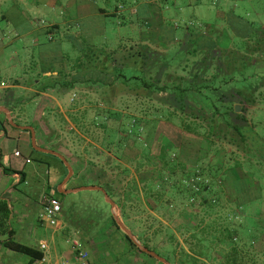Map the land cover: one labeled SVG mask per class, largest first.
Masks as SVG:
<instances>
[{"label": "rangeland", "instance_id": "rangeland-1", "mask_svg": "<svg viewBox=\"0 0 264 264\" xmlns=\"http://www.w3.org/2000/svg\"><path fill=\"white\" fill-rule=\"evenodd\" d=\"M27 1L23 4L24 11L37 19L39 14L32 10V5ZM76 1L103 9L107 15L88 17L81 22H75L71 19L70 12L68 14L65 3L64 6L59 4L55 8H47L41 4L44 9L43 17L47 22L68 23L62 26L61 33L55 36L54 42L51 43L48 37L43 35L38 38L40 44L50 46L52 56L62 55L73 63L81 61L82 56L85 61L87 56H91L88 52L89 46L108 53L119 47L140 48L137 45L142 42L140 33L150 32L156 25L150 13L145 10L137 12V7L141 9L142 6L139 5L145 0ZM194 1L190 0L192 3ZM157 3L156 8H160V4L163 10L167 4L168 13L165 15L164 25L169 29L170 36L161 33L157 37L158 43L155 42L156 38L148 42L152 43L153 48H157L155 52L164 55L160 59L161 66L164 68L171 65L169 70L163 69V78L168 73L172 76H188V71L181 70L184 64L180 67V63L188 61L190 71L191 66L203 60L204 55L207 58V51L211 52L206 65L213 69L218 65L215 53L225 50L226 55L222 57L225 69L218 70L223 92L235 87L248 88L251 84L263 82L262 43L258 45L260 48L254 49L257 47L256 41L249 42L233 36L224 25L219 33H213L210 28H206L207 25H202V21L200 23V20H193L192 17L194 11L197 15L202 11L206 24L221 25L219 12L239 15L253 23L254 28L258 30V38L264 41V0H236L223 6H220L222 2L219 5L216 0L213 3L215 6H187L184 9L191 12V15L183 20L177 13L175 0ZM4 14H9L7 7L0 8V15ZM160 14L164 15L158 9L156 16ZM1 30L5 33L1 41L4 48L0 53V81L8 88L1 90L0 94L7 90L9 93L19 94L18 89L12 88L15 80L21 79L24 71L31 74L34 72L35 66L45 55L44 49L32 44L31 35L27 36L28 47L20 46V39L15 37L14 27L7 20H0ZM192 31L212 38L220 46L217 50H212L208 45L206 52L199 51L198 43L188 40L184 35L185 32L187 34ZM241 55L246 56V61L251 58L257 67L240 65ZM235 57L238 63L234 61ZM212 69L209 76L214 72ZM83 70V75L87 78V67H83ZM132 75L141 78L132 81L133 85H140L145 80V74L140 69L126 71V76ZM233 78L234 85L223 83L225 80L230 82ZM190 95L193 103L204 107L205 111L210 113L212 108L205 106V100H201L202 98L194 93ZM67 98L72 100L68 103L66 100V106L85 108V111H82L84 115L79 117L84 120L89 134L94 138L98 137L99 143H103L101 147L104 151L92 146L89 157L93 162L90 163L106 172L114 180L115 189L121 190L122 193L115 200L109 198L115 203L114 207L100 191H81L59 196L62 200V212L59 217L61 226L53 228L47 224L41 225L37 218L42 211L43 198L51 191L47 182L52 178V174L33 157L26 166L25 183L18 187L17 194L9 195L7 200L11 211L8 224L14 232L15 242L38 249L41 242L49 244L55 238L56 251L66 262L72 255L70 240L76 235L89 254V264H136L133 257L140 259V264H162L137 246L136 249L128 243L124 230L117 229L112 222L113 211L142 247H148V250L170 264H181L185 259L184 253L192 249L202 252L201 256L207 259L199 261L198 264H226L232 246L238 247L240 264H264V83L253 93V104L246 106L247 139L245 144L238 145L228 139L219 140L207 136L209 131L205 125L199 127L201 133L185 131L182 126L186 122L185 119L190 121V118L183 116V120L171 114L170 110L158 101V97L149 99L145 95L138 96L116 88L89 84L85 85L83 90L76 91L74 96L70 92ZM109 111L112 112L111 119L116 118L114 114L119 115L118 122H106V116L102 113ZM135 120L140 122L135 123ZM59 122L63 126V122ZM104 124H109V127L105 128ZM182 140L196 142L193 145L197 147L189 143L184 148L198 150V159H186L184 148L181 145L176 146V143ZM44 141L41 136V144ZM112 144L116 145L113 148L114 155L120 160L117 164H111L110 157H107L108 152L112 151ZM63 145L58 143L53 147L60 149L61 154L64 152L61 149ZM65 154L73 157L70 152ZM164 165L170 174L163 169ZM83 166H86L85 162L77 165L75 172L82 173ZM199 168L205 170L204 178L216 185L214 190L203 194V197L189 202L187 195L178 192V182L192 176ZM36 172H39L38 176ZM75 172L73 170V175ZM161 172L168 175L167 181L160 180ZM222 178H225V183L220 182ZM98 183L104 184L105 180H98ZM78 184V181L74 182V185ZM94 198L103 212L98 224L94 221L92 229L88 230L92 235L87 236L84 234L85 227L81 229L71 221L77 218L78 213L82 217L86 216V221L89 216L86 205H94ZM202 198L208 203H202ZM231 237L234 238L235 245L230 244ZM200 241H203L202 245ZM3 264L12 263L5 261ZM28 264H31L30 261Z\"/></svg>", "mask_w": 264, "mask_h": 264}, {"label": "trees", "instance_id": "trees-1", "mask_svg": "<svg viewBox=\"0 0 264 264\" xmlns=\"http://www.w3.org/2000/svg\"><path fill=\"white\" fill-rule=\"evenodd\" d=\"M101 12H104V10H101ZM226 24L228 30L233 34V36H236L245 41L247 40L249 42L256 41L255 44L257 47H254V49L260 48L261 46L258 47L260 43L264 45V41L258 38V30L254 28L253 23H251L244 17L234 15L233 13H228ZM49 34H54L52 29L49 31ZM184 35L188 40H191L194 43H198L200 48L199 51L201 52H206L208 50V45L212 47V50H217L219 47L215 40L205 35L197 34L193 31L192 33L188 32L187 34L185 32ZM45 46L48 45L45 44ZM262 50H264V47H262ZM224 51L225 50H220L219 52L215 53V56L218 58V65L213 68L214 72L211 76H209V74L212 72V67L210 65H206V60L211 51H207V58H205L204 55L203 60L194 63V66H191L192 69L190 71L188 61H182L180 63V67L184 64L181 70L183 72L188 71V76H172L170 73H168L166 77L163 78V69L169 70L171 65H166L163 68V66H161L162 61L160 59L164 55L155 52V50H152L151 48L145 46H140V48L130 47V49H124L123 51L108 53L105 50L100 51L89 46L88 52L89 54H91V56H87L86 61L82 56L81 61L78 60L77 62H75V64H77L76 70L78 71H84L83 67L84 69H86L87 67L86 71L89 75L87 78H85L86 80L84 82H78L76 79L72 81H63L62 79H56L52 81L50 78H46L47 82H45L46 88L44 89V91H47L49 88L57 90L66 89L67 91H71L79 83L82 85H98L104 88H116L119 91L128 94H134L138 96L145 95L149 99L158 97V101L162 103L163 106H166L167 109L170 110L171 114L181 117L183 120L185 118H190V121L185 119L186 122L182 126L185 131L201 133L199 131V127L205 125L204 127H206L209 131V135L207 136H213L218 138L219 140L228 139V141L235 145H238V143L245 144L247 139L246 126L248 125V120L245 116L247 112L246 106L253 104V93L256 92L258 90V87L264 83V80L261 83L258 82L251 84L248 88L240 89L238 87H235V89H230L228 92H223V85L221 84L222 80L218 78V75L220 70L225 69V62L222 58L226 55V52ZM219 53H222V55H217ZM241 57L242 59L240 65H250L257 67V65L253 63V60L251 58H248L249 60L246 61V56L241 55ZM235 60L237 61L236 57L234 58V61ZM230 66V68L232 69V64H230ZM128 69L142 70L145 74V80L141 82L140 85L131 84L132 81H138L141 78L135 75H132L130 77L126 76V71ZM252 76H254V74H252ZM234 82V78L230 80V82L226 80L225 82L223 81L224 84L233 85ZM192 93H194L195 95H199L202 98L201 100H205L203 102L205 106L212 108L210 113L205 111L204 107L193 103L192 97L190 95ZM12 97L13 95L12 93H9V90H7L6 92H1L0 103H3L5 106H7L6 102ZM237 105L242 107L240 114L235 113V106ZM111 113L112 112L109 111L102 114L103 116H106V122L110 120L118 122L120 118L119 115L114 114L116 118L114 117L115 119H111ZM183 116H185V118ZM5 122L10 126L7 120H5ZM111 122L113 121H110V124ZM139 122V120H135V123ZM103 126L107 128L109 127V124H104ZM40 147L45 149L49 148L52 151L58 152V149L54 147ZM30 150L31 154L36 157L35 159L39 163H44L43 158H46L54 160L63 165L64 176L58 183V185L62 184L69 173L63 162L55 156L37 152L32 148L31 144ZM163 167V169L165 170L168 169L167 167H165V165ZM204 171L205 170H203L202 168H199L196 173H192V176H187L186 178H183L178 182V192L187 195L189 202H195L197 199L203 197V194L214 190V186L216 184L211 182L209 179L204 178ZM166 173L170 174L169 172H167V170ZM19 174L21 177L19 185H22L25 183V174ZM167 178L168 175L161 172L160 180L162 182H165L167 181ZM98 180H105V183L100 184L98 183ZM75 181H78L79 184L74 185ZM220 182L225 183V178H222ZM69 183L72 184L71 187L73 189H78L86 186L100 187L112 200H115L118 196H120V193H122L121 190L117 191L113 186L114 180H112L106 172L101 171L92 163H88L86 166H83L82 173L75 172V174L69 180L68 184ZM53 191H55V189ZM52 192L48 191L47 194L49 196H54L52 195ZM55 194V197L59 198L60 202L62 200L59 196H65L63 194L60 195L57 191H55ZM95 200L97 201V199ZM95 200V204L91 207L86 205V208L89 210L87 213L89 214V216L86 221V216L82 217L79 213L77 215V218L71 221L81 229L85 227L86 230H84V234L87 236H89L90 234L92 235V233L88 230L92 229L94 221H96V223L98 224V222L101 220V213L103 212V209L98 205V201L96 202ZM202 203L207 204L208 201L203 200L202 198ZM96 205L97 207L95 208ZM10 214L11 211L8 202L6 200H0V237H7L6 240L1 242L2 245L13 252L27 256L31 264H33L35 261L41 260L44 257L43 252L36 248L25 246L14 241V232L10 229V225L8 224ZM112 222L116 226V228L120 230V227L116 224V222L114 220H112ZM125 239L131 246L137 249L136 245L126 234ZM230 241V244L235 245L233 244V237L230 238ZM202 242L203 241H200V245H202ZM231 249V253L227 255L226 264H240V252L238 251V247L232 246ZM194 253H196V255ZM201 254L203 253L196 252V250L194 249L190 250L189 253L185 252V259L181 261V264H198L199 261L207 260L206 258L201 256Z\"/></svg>", "mask_w": 264, "mask_h": 264}, {"label": "crops", "instance_id": "crops-1", "mask_svg": "<svg viewBox=\"0 0 264 264\" xmlns=\"http://www.w3.org/2000/svg\"><path fill=\"white\" fill-rule=\"evenodd\" d=\"M26 1L27 0H0V8L3 9L4 7H7L9 10L8 15H0V20H7L8 23L14 27L15 37L20 39V46L22 45L23 48H27L29 43L27 36L31 35L33 36L32 44L34 46L42 47L45 55L35 66V70L32 74L28 71H24L21 79L15 80V84L12 88L18 89L20 93H12L13 97L6 102L7 106L0 103V108H4L10 112L11 118L16 125L20 127H32L36 132L37 145L39 147H53L58 145V143L64 144L61 147L64 152H61V154L65 157L75 172V167L77 165H82L83 162H85V165L93 162V160L89 157L92 146H94L93 148L104 151L101 147L103 146V143H99L98 137L94 138L89 134L90 132L87 131L84 120L79 117V115H84L82 111H85V108H73L66 106V100L67 103L72 100V98H67L70 95V92H72V96H74L75 92L83 90L85 85L78 83L71 91H67L66 89L57 90L53 88H49L47 91H44L46 88L45 82H47L46 78H50L52 81L56 79H62L63 81H72L76 79L78 82H84L86 79L83 75L84 71L76 70L77 64L67 61L62 55H57L55 57L52 56L50 47L38 42V38L41 35L48 37L50 42H54L55 36L61 33L62 26H65L68 23H66V21L64 24L50 21L47 22L45 17H43L44 9L41 8V4L47 8H55L59 4L64 6L65 3V8H67L68 14L70 12L72 15L71 19L75 22H81V20L87 19L88 17L107 15V13L105 10L104 12H101L103 9H97L95 6H91V4L88 3H79L76 0H28L27 2H29V4L33 7L32 10L39 14V17L35 19L29 15V12L24 11L23 4H25ZM160 1L165 2V0H145L139 5L142 6L141 9L140 7H137V12L139 10H145L147 13H150L152 15V21L156 24L150 32L140 33V40H142V42L137 44L139 46H145L151 48L152 50H156L157 48H153L151 45L152 43L148 41H154L153 39L156 38L157 40L155 39V42L158 43L159 39L157 37L161 33H163L164 36H170L169 29H167L164 25V21H166L165 15L168 13L166 10L167 4L164 3L166 5L165 10H163L162 6L159 4V12L164 13V15L160 14L159 16H156L158 11L156 4ZM215 1L216 0H195L192 3L190 0H175V8L177 9V13L182 16L183 20L186 16L191 15V12L184 9L187 6H196V8L203 4L215 6L213 5ZM217 1L219 5L220 2H222V5L220 6H223L224 4H228L230 1L235 2L236 0ZM227 14L228 12L226 13L223 11L218 13L222 20L221 25L218 23H215V25L209 23L206 24L202 11H200L198 15L196 11H194L192 19H198L200 20V23L202 21V25H207L206 28H210L213 33H219L218 31L221 26L224 25L227 27ZM51 29L54 32L53 35L49 34ZM4 33L5 31H0V53L3 52L4 48L1 43ZM160 44L165 46L162 42H160ZM123 48L119 47L118 49L110 52L123 51ZM5 120L8 121L7 115L5 112H0V200L7 201L9 195L13 193L17 194L18 192L17 190L20 186L19 184L21 180L19 173L25 174L26 181V166L27 164H30V161L34 156L31 154L30 150V131L15 128L11 125L9 126L6 124ZM59 121L63 122V126H61ZM41 136L45 140L42 142L43 145L40 142ZM189 143H192L191 145H193L196 142L182 140L176 143V146L181 145V147L184 148L187 147ZM114 146L116 147L114 144L110 145L112 151L111 153L108 152L107 156L110 157L109 161L111 164H117L120 162L118 157L114 155ZM195 146L196 145H193V147ZM48 150L51 149L48 148ZM184 151L187 160H191L193 157L198 159V156L196 155L199 152L198 150H186L184 148ZM16 152L20 153L19 157L15 156ZM59 152L60 149L58 150V153ZM65 152H70V156L73 157L70 158L65 154ZM76 153L77 155H75ZM43 162L44 163H41V165L48 168V173L52 174V178H50L47 182V187L51 189V192L55 189V191L59 194H63V191L73 190L71 189V183L74 180L69 184L68 181L64 185L63 182L58 185L64 176L63 165L46 158H43ZM36 173V176H38L39 172ZM55 191L52 192V195L54 196H56ZM37 221L38 223L40 221L39 215ZM43 224L44 223H41V225ZM6 239L7 237H0V264H3L5 261L12 264H28L29 258L27 256L13 252L2 245L1 242ZM41 243L46 244L48 248V252L44 254L46 259L45 264H65L64 257L59 256L56 251L55 238H53L52 242L49 244L46 242ZM3 249H5L4 252ZM71 256L72 255L69 256V260L72 258ZM133 260L136 261V264H140V259L138 260V258L133 257Z\"/></svg>", "mask_w": 264, "mask_h": 264}, {"label": "built area", "instance_id": "built-area-1", "mask_svg": "<svg viewBox=\"0 0 264 264\" xmlns=\"http://www.w3.org/2000/svg\"><path fill=\"white\" fill-rule=\"evenodd\" d=\"M8 88L4 82H0V90ZM15 156L19 157L20 153L16 152ZM42 211L39 215V220L41 223L47 224L49 227L58 228L61 226L59 220L60 214L62 212V205L59 198L55 196H45L42 200ZM72 258L65 262V264H89V254L85 250L83 242L76 236L70 240ZM39 250L46 254L48 248L46 244L41 243ZM46 259L43 257L41 260L35 261L33 264H45Z\"/></svg>", "mask_w": 264, "mask_h": 264}, {"label": "water", "instance_id": "water-1", "mask_svg": "<svg viewBox=\"0 0 264 264\" xmlns=\"http://www.w3.org/2000/svg\"><path fill=\"white\" fill-rule=\"evenodd\" d=\"M241 111V107L239 105L235 106V113L236 114H239ZM0 112H5V114L7 115V119H8V122L11 126L15 127V128H20L22 130H28L30 131L31 133V145H32V148L34 150H36L37 152L39 153H43V154H49V155H52V156H55L57 158H59L64 166L68 169V175L67 177L65 178V180L63 181V185L66 184L73 176V170L70 166V164L68 163V161L65 159V157H63L61 154H59L58 152H55V151H52V150H48V149H45V148H41L37 145V139H36V132L35 130L32 128V127H20L18 125H16L14 123V121L12 120L11 118V115H10V112L7 111L6 109L4 108H0ZM81 191H100L104 194V196L106 197V200L107 202L110 203V205L112 207L115 206V203L112 201V200H109V197L107 196V194L105 193V191L100 188V187H96V186H86V187H81V188H78V189H73V190H68V191H63L62 193L63 194H73V193H78V192H81ZM112 215H113V218L116 222V224L122 229L124 230V232L126 233V235L132 240V242L142 251L144 252L145 254H148L150 255L151 257L157 259L158 261H160L162 264H170L168 263L166 260L164 259H161L157 254H155L154 252H151L150 250H148L147 248L145 247H142L139 242H137L133 235L123 226V224L120 222V220L117 218V216L115 215V213L112 211Z\"/></svg>", "mask_w": 264, "mask_h": 264}]
</instances>
